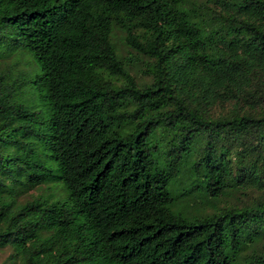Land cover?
Listing matches in <instances>:
<instances>
[{"label":"trees","instance_id":"trees-1","mask_svg":"<svg viewBox=\"0 0 264 264\" xmlns=\"http://www.w3.org/2000/svg\"><path fill=\"white\" fill-rule=\"evenodd\" d=\"M209 2L0 0V244L23 264H264V0Z\"/></svg>","mask_w":264,"mask_h":264},{"label":"rangeland","instance_id":"rangeland-1","mask_svg":"<svg viewBox=\"0 0 264 264\" xmlns=\"http://www.w3.org/2000/svg\"><path fill=\"white\" fill-rule=\"evenodd\" d=\"M199 1H203V0H199ZM209 3H206L207 6H212L213 3L212 0H209ZM217 9V8H216ZM109 36L115 46V48L117 49V52L119 55L124 56L126 51H129L130 49L126 47H124V32L122 29H120L117 26H113L109 32ZM129 58V55H127V59ZM128 64H129V73L134 77V79L138 82V83H144V82H149L150 81V71L149 68L146 66L144 60L139 59V60H135V59H129L127 60ZM34 64H28L26 66V68H31ZM19 66H21L19 64ZM23 67V66H21ZM21 100H26L25 102L27 104H30L31 109L37 110V111H41L42 110V105L40 103H38V101L34 98L32 99H26L23 96H21L20 98ZM230 106L229 105H222L219 103H214L211 107H209L208 109V115L209 117H219L225 114H228V110H229ZM42 112V111H41ZM227 140L222 141L221 144L224 145V143L226 144ZM228 155L231 156L232 158V168L234 165V159H233V155L228 152ZM45 192H47V188H45V186L43 185H39L38 187H35L31 190H29L27 193H25L24 196L20 197V200H28L30 198L35 197L36 195L39 194H44ZM239 190L238 191H234L232 194L234 196H229L228 194H226L225 198H222L219 202V204L225 203L231 199H236L237 204L238 205H244V204H248V203H252V201L255 200L256 196L259 194V191H254L250 188H244L242 190H240V194ZM238 194V195H237ZM231 199H230V198ZM24 263V258L21 255H16L13 254V252L11 251V249L8 246H2L0 244V264H23Z\"/></svg>","mask_w":264,"mask_h":264}]
</instances>
